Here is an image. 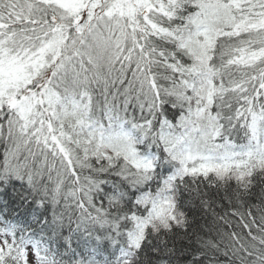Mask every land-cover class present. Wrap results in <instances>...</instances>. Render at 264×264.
<instances>
[{
	"label": "snow or ice",
	"instance_id": "1",
	"mask_svg": "<svg viewBox=\"0 0 264 264\" xmlns=\"http://www.w3.org/2000/svg\"><path fill=\"white\" fill-rule=\"evenodd\" d=\"M0 264H264V0H0Z\"/></svg>",
	"mask_w": 264,
	"mask_h": 264
},
{
	"label": "trees",
	"instance_id": "2",
	"mask_svg": "<svg viewBox=\"0 0 264 264\" xmlns=\"http://www.w3.org/2000/svg\"><path fill=\"white\" fill-rule=\"evenodd\" d=\"M73 248H76L77 251L87 250L88 240L87 237L83 236H74L72 240Z\"/></svg>",
	"mask_w": 264,
	"mask_h": 264
}]
</instances>
